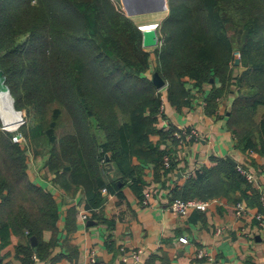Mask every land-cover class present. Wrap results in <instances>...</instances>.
Wrapping results in <instances>:
<instances>
[{"label":"trees","instance_id":"16d2710c","mask_svg":"<svg viewBox=\"0 0 264 264\" xmlns=\"http://www.w3.org/2000/svg\"><path fill=\"white\" fill-rule=\"evenodd\" d=\"M165 1L158 44L147 48L122 0H0V69L23 117L16 133L0 119V238L26 234L16 248L23 264L45 260L61 232L58 204L32 181L27 153L44 158L65 197L82 189L88 209L103 205L102 190L114 185L108 166L135 187L147 165L167 171L161 144L175 140L176 127H157L160 79L177 108L189 103L191 88L209 85L208 114L235 92L226 123L236 148L264 152V0ZM201 171L177 198L231 189L250 201L252 185L227 160ZM252 198L261 208L260 192ZM75 215L69 208L62 231L74 230Z\"/></svg>","mask_w":264,"mask_h":264},{"label":"crops","instance_id":"0c3cea01","mask_svg":"<svg viewBox=\"0 0 264 264\" xmlns=\"http://www.w3.org/2000/svg\"><path fill=\"white\" fill-rule=\"evenodd\" d=\"M150 58L152 68L145 74L148 78H152L155 67L153 53ZM210 90L209 85L191 88L189 103L181 108L166 101L164 116H158L157 127L164 131L169 124L176 127L171 134L175 140L161 144L169 155L167 171H154L147 165L141 174L142 181L135 187L130 182L122 183L108 166L106 172L114 185L110 191L102 190L106 201L100 207L88 209L82 189L74 198L65 197L51 183L53 175L45 169L27 171L33 182L53 194L61 230L49 256L41 260L34 255L32 264H89L91 255L96 259L95 264H264V227L257 218L258 214L264 215V209L252 198L254 191L264 193L263 151L254 150L249 157V167L259 176L261 187L251 184V189L245 191L251 198L248 204L242 192L230 189L229 194L227 191L191 198L210 200L205 211L193 208L181 216L169 208L181 196L185 183L204 167H213L222 159L234 165L245 158L236 148V138L226 123L235 92L220 98L217 109L208 114ZM180 129L196 131L197 136L178 138L175 133ZM158 138L151 136L153 142ZM41 160L43 167L44 158ZM145 189L151 194L147 204L142 202ZM71 207L76 210L75 228L67 234L62 229ZM82 211L87 213L86 218L81 217ZM42 238L49 240L51 232L44 231ZM180 238L187 241L181 242ZM25 243L27 236L23 233L11 232L5 242L0 238V264H23V256L16 248ZM30 244L35 247L36 241ZM200 250L204 251L202 257L197 256ZM134 251L137 258L132 255Z\"/></svg>","mask_w":264,"mask_h":264},{"label":"built area","instance_id":"2783aa9c","mask_svg":"<svg viewBox=\"0 0 264 264\" xmlns=\"http://www.w3.org/2000/svg\"><path fill=\"white\" fill-rule=\"evenodd\" d=\"M156 24L154 26V28H157ZM141 28V27H140ZM158 91H159V97L161 100V105H160V111L162 113H164V109H165V104L167 101V84L166 82L163 83V85H161L160 87H157ZM175 135L178 138H181L182 136L186 137V138H193L197 136L196 131H190L187 132L184 129H180V131H178L177 133H175ZM254 153V150H247L244 154H245V158L243 159V161L236 163L235 167L237 169V171L244 176V178L246 179V181L249 184L252 185H257V187L260 189L261 185H260V181H259V176L256 175L255 172H253V170H251V168L249 167V157ZM164 164L166 167L169 166V158L167 156L164 157ZM105 191V189H103ZM142 202L143 204H147L149 201V198L151 196L150 191L145 189L142 193ZM210 200H196V199H190V200H183L181 198H176L172 201V203L169 205V208L177 215H181L184 216L186 215L191 209L195 208L201 211H205L209 204H210ZM260 203L261 206L264 209V193L260 190ZM238 209L240 210L242 207L241 205L238 203L237 204ZM80 215L82 218H86L87 217V213L85 212H80ZM257 218L259 219V223L261 226L264 227V215L262 214H258ZM181 242H186L187 239L185 238H180ZM132 255L137 258V252L134 251L132 253ZM204 255V251L200 250L197 253L198 257H202ZM96 259L94 257V255H91L89 258V264H95Z\"/></svg>","mask_w":264,"mask_h":264},{"label":"water","instance_id":"95a60500","mask_svg":"<svg viewBox=\"0 0 264 264\" xmlns=\"http://www.w3.org/2000/svg\"><path fill=\"white\" fill-rule=\"evenodd\" d=\"M122 3L125 7L126 13L129 17L154 13V12H162L167 10V5L165 0H122ZM141 29V28H140ZM142 30V45L144 47H155L158 44L157 31L156 28L149 29H141ZM237 62V61H236ZM5 75L3 71L0 69V119L2 122V126H5V122L3 120V116L1 113V100L3 97H9L11 111L14 113H19V118L11 116L8 120L14 123L23 122L22 112L16 110L14 107V99L10 93V89L8 85L5 83ZM164 81L159 80L157 87L163 85ZM7 126V125H6ZM19 137V135H17ZM235 165V164H234Z\"/></svg>","mask_w":264,"mask_h":264},{"label":"rangeland","instance_id":"374dc122","mask_svg":"<svg viewBox=\"0 0 264 264\" xmlns=\"http://www.w3.org/2000/svg\"><path fill=\"white\" fill-rule=\"evenodd\" d=\"M167 10L162 11V12H154V13H148V14H142V15H137L133 16V20L140 26L142 27L143 25L146 24H159L166 16ZM5 122V121H4ZM22 123V121H21ZM21 123H12V127L10 125H7V122H5V126H2V129H6L8 131H13L16 133L17 128ZM7 125V126H6ZM30 153H27L28 157V163H29V169L28 171H44V168L41 166V157L33 158L32 157V151H29Z\"/></svg>","mask_w":264,"mask_h":264},{"label":"bare ground","instance_id":"6f19581e","mask_svg":"<svg viewBox=\"0 0 264 264\" xmlns=\"http://www.w3.org/2000/svg\"><path fill=\"white\" fill-rule=\"evenodd\" d=\"M154 24H146V25H143L141 27V29H149V28H154ZM3 100H1V113H2V116H3V120L5 122H7V125H12V121L8 120L9 118H11V116H14L16 118H19V113H14L11 111V104H10V100H9V97H3L2 98ZM12 127V126H11Z\"/></svg>","mask_w":264,"mask_h":264}]
</instances>
